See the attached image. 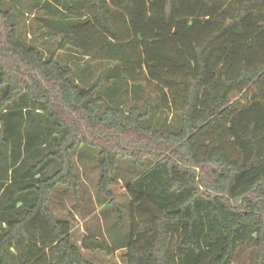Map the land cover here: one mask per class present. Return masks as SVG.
Masks as SVG:
<instances>
[{
  "label": "trees",
  "instance_id": "1",
  "mask_svg": "<svg viewBox=\"0 0 264 264\" xmlns=\"http://www.w3.org/2000/svg\"><path fill=\"white\" fill-rule=\"evenodd\" d=\"M70 3L58 51L145 84L179 129L154 126L149 98L127 113L108 106L102 78L82 87L81 68L26 45L0 7V264L112 252L89 237L75 245L71 222L49 209L58 189L79 190L80 147L96 155L98 194L118 221V165L141 170L127 187L125 264H232L241 249L264 264V0Z\"/></svg>",
  "mask_w": 264,
  "mask_h": 264
},
{
  "label": "rangeland",
  "instance_id": "2",
  "mask_svg": "<svg viewBox=\"0 0 264 264\" xmlns=\"http://www.w3.org/2000/svg\"><path fill=\"white\" fill-rule=\"evenodd\" d=\"M70 0H0L1 9L11 10L15 16L22 41L40 51L46 59L55 54L64 65L72 67L79 76L78 83L89 87L102 78L101 92L107 105L117 104L126 113L130 108L139 106L144 109L149 98L153 107L150 117L154 126L162 127V131L171 132L179 129V117L162 109L158 97L150 94L145 84L133 85L123 78H109L114 65L90 63L78 52L67 48L58 51L61 42L59 24L66 16V5ZM257 93L258 89L251 90ZM152 109V108H151ZM76 174L80 183L79 190L74 193L67 188L58 189L49 204L50 211L59 220H68L72 224V240L81 247L86 238L98 239L106 244L111 253L89 252L82 250L83 256L92 264H125L126 253L123 243L129 236V196L127 187L140 174L130 160L120 161L115 172V183L111 191L120 210L123 220L107 208L108 200L98 194L100 168L96 155L92 150L80 147L73 157ZM122 245V246H121ZM251 250H240L232 264H250Z\"/></svg>",
  "mask_w": 264,
  "mask_h": 264
}]
</instances>
